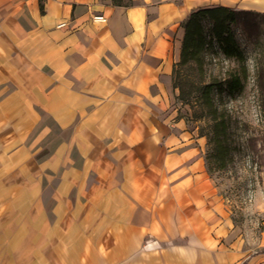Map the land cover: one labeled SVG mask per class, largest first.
Here are the masks:
<instances>
[{"label":"crops","instance_id":"obj_1","mask_svg":"<svg viewBox=\"0 0 264 264\" xmlns=\"http://www.w3.org/2000/svg\"><path fill=\"white\" fill-rule=\"evenodd\" d=\"M218 5L0 0V157L21 141L43 174L0 186V264H156L147 247L173 254L195 237L213 252L225 240L227 214L173 87L184 20ZM238 7L264 13V0ZM214 252L215 264L264 259H244L236 241Z\"/></svg>","mask_w":264,"mask_h":264},{"label":"rangeland","instance_id":"obj_2","mask_svg":"<svg viewBox=\"0 0 264 264\" xmlns=\"http://www.w3.org/2000/svg\"><path fill=\"white\" fill-rule=\"evenodd\" d=\"M243 1L206 0V3H223L239 8L238 5ZM240 42L249 56L251 75L243 92L236 94L234 98H224L225 107L231 114L229 139L232 142L230 143L233 152L225 170L212 169L208 173L212 183V196L217 199L218 204L227 214L229 232L225 240L232 245L234 241L237 245L241 242L245 259L248 255L259 253L264 249V35L254 38L253 42L257 44L256 49L248 48L242 37ZM224 68L226 72L237 69L238 66L231 61ZM178 110L181 116L185 110L190 112L189 107L186 106L183 109L180 103ZM206 127V121H198L189 123L188 129L198 136ZM13 128L11 126L10 129L13 130ZM0 136L6 137L5 134ZM2 142L5 141L2 140ZM11 143L22 145L20 149H23L25 145L21 141ZM199 147L204 160L205 153L210 152L211 146L207 144L205 138H201ZM20 149L18 152L7 151L1 155L2 166L17 165L23 167V171L12 173L0 171V186L9 185L15 180L26 181V177L27 180L34 182L42 179L43 174L38 168L40 160L36 161L26 156ZM13 152L15 155H11ZM186 240L179 238L177 243L181 244V248L173 254L168 248H164L161 253L154 255L153 249L147 247V251H151V254L147 253L148 260L151 259L156 264H177V262L179 264H215L218 254L214 251L225 241L221 239L220 242L217 238L218 242L211 245L214 246L213 252H209L207 250L209 246L202 244V239L190 237ZM166 245L168 244L164 243V247ZM251 264H264V259L253 261Z\"/></svg>","mask_w":264,"mask_h":264},{"label":"trees","instance_id":"obj_3","mask_svg":"<svg viewBox=\"0 0 264 264\" xmlns=\"http://www.w3.org/2000/svg\"><path fill=\"white\" fill-rule=\"evenodd\" d=\"M110 2L114 6L131 7L136 0ZM183 28L173 87L178 90L177 101L181 107L190 109V112L185 110L182 117L190 124L207 122L198 137L205 138L211 146L204 157L208 172L222 171L233 152L229 139L231 114L224 98H234L245 89L251 70L240 38H244L248 48H257L253 40L264 35V13L225 5L199 7L188 13ZM231 61L238 68L225 72V65Z\"/></svg>","mask_w":264,"mask_h":264},{"label":"built area","instance_id":"obj_4","mask_svg":"<svg viewBox=\"0 0 264 264\" xmlns=\"http://www.w3.org/2000/svg\"><path fill=\"white\" fill-rule=\"evenodd\" d=\"M95 21L106 22V19L103 16H98V17H95Z\"/></svg>","mask_w":264,"mask_h":264}]
</instances>
